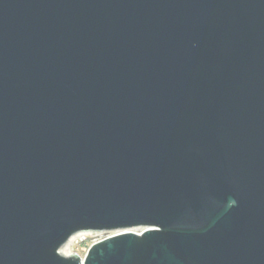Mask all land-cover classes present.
I'll return each mask as SVG.
<instances>
[{
  "label": "water",
  "instance_id": "1",
  "mask_svg": "<svg viewBox=\"0 0 264 264\" xmlns=\"http://www.w3.org/2000/svg\"><path fill=\"white\" fill-rule=\"evenodd\" d=\"M0 264H264V0H0Z\"/></svg>",
  "mask_w": 264,
  "mask_h": 264
},
{
  "label": "built area",
  "instance_id": "2",
  "mask_svg": "<svg viewBox=\"0 0 264 264\" xmlns=\"http://www.w3.org/2000/svg\"><path fill=\"white\" fill-rule=\"evenodd\" d=\"M145 228H136L133 231L136 233H141ZM125 230H113V231H79L71 236H69L68 241L61 247L60 252L69 256L71 254H76V250L80 248L86 249L90 248L91 244L101 241L104 238L113 236V234L124 232ZM85 252V253H86ZM84 253V255H85ZM77 255V254H76ZM83 255V256H84Z\"/></svg>",
  "mask_w": 264,
  "mask_h": 264
},
{
  "label": "rangeland",
  "instance_id": "3",
  "mask_svg": "<svg viewBox=\"0 0 264 264\" xmlns=\"http://www.w3.org/2000/svg\"><path fill=\"white\" fill-rule=\"evenodd\" d=\"M85 250L86 249H84V248L77 249L76 250V254L79 255V256H83L84 253L86 252Z\"/></svg>",
  "mask_w": 264,
  "mask_h": 264
}]
</instances>
